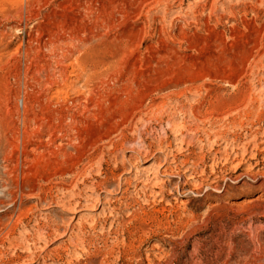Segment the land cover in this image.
Wrapping results in <instances>:
<instances>
[{
    "label": "rangeland",
    "instance_id": "1",
    "mask_svg": "<svg viewBox=\"0 0 264 264\" xmlns=\"http://www.w3.org/2000/svg\"><path fill=\"white\" fill-rule=\"evenodd\" d=\"M0 115V264H264V0H0Z\"/></svg>",
    "mask_w": 264,
    "mask_h": 264
},
{
    "label": "bare ground",
    "instance_id": "2",
    "mask_svg": "<svg viewBox=\"0 0 264 264\" xmlns=\"http://www.w3.org/2000/svg\"><path fill=\"white\" fill-rule=\"evenodd\" d=\"M212 9V8H211ZM235 14V13H234ZM234 18V17H233ZM71 33V32H70ZM63 41V40H62ZM56 42V41H55ZM122 47V46H121ZM89 51V50H88ZM126 52V51H125ZM119 56V55H118ZM58 59V58H57ZM56 59V60H57ZM109 60V59H108ZM55 61V60H54ZM59 62V61H58ZM64 62V61H63ZM45 64V63H44ZM65 64V63H64ZM58 66V65H57ZM61 66V65H60ZM40 67V66H39ZM76 67V66H75ZM94 67H95V65H94ZM47 68V67H46ZM94 69V68H93ZM105 70V69H104ZM117 70V69H116ZM100 71V70H99ZM47 72V71H46ZM113 72V71H112ZM115 72V71H114ZM40 73V72H39ZM71 74V73H70ZM115 75V74H114ZM120 76V75H119ZM62 77H63V75H62ZM98 77V76H97ZM129 77V76H128ZM128 79V78H127ZM91 80V79H90ZM113 80H114V78H113ZM67 81V80H66ZM45 82V81H44ZM117 82V81H116ZM107 83V82H106ZM51 84V83H50ZM87 84V83H86ZM91 86V85H90ZM115 88V87H114ZM107 91V90H106ZM74 92V91H73ZM77 93V92H76ZM109 93V92H108ZM105 94V93H104ZM119 95V94H118ZM112 96V95H111ZM106 97V96H105ZM79 98V97H78ZM101 98V97H100ZM104 99V98H103ZM238 99V98H237ZM107 101V100H106ZM36 102V101H35ZM114 105V104H113ZM79 106V105H78ZM102 106V105H101ZM111 106V105H110ZM251 106H252V104H251ZM42 107V106H41ZM109 107V106H108ZM249 107V106H248ZM33 108V107H32ZM95 110V109H94ZM117 110V109H116ZM255 110V109H254ZM88 111V110H87ZM219 111V110H218ZM225 111V110H224ZM252 112H254V111H252ZM78 114H80V113H78ZM123 114V113H122ZM1 116V115H0ZM97 116V115H96ZM32 117V116H31ZM66 117V116H65ZM248 117V116H247ZM42 118V117H41ZM87 118V117H86ZM2 119V118H1ZM38 119H40V118H38ZM99 119V118H98ZM112 119V118H111ZM62 120V119H61ZM119 120V119H118ZM121 120V119H120ZM120 120H119V122H120ZM22 121V120H21ZM24 121V120H23ZM44 121V120H43ZM40 122V121H39ZM128 122V121H127ZM23 123V122H22ZM107 123H108V121H107ZM111 123V122H110ZM58 124V123H57ZM74 124V123H73ZM54 125V124H53ZM125 126V125H124ZM1 127V126H0ZM65 127V126H64ZM68 128V127H67ZM35 129V128H34ZM49 129V128H48ZM61 129V128H60ZM71 129V128H70ZM43 130V129H42ZM56 130V129H55ZM59 132H61V130H59ZM70 132V131H69ZM50 133V132H49ZM107 133V132H106ZM26 135V134H25ZM19 137V136H18ZM59 137V136H58ZM24 141V140H23ZM17 142V141H16ZM50 143V142H49ZM254 143V142H253ZM23 147V146H22ZM22 149V148H21ZM80 149V148H79ZM76 150V149H75ZM10 151V150H9ZM13 151V150H12ZM11 151V152H12ZM6 152V151H5ZM22 153V152H21ZM27 153V152H26ZM31 153V152H30ZM32 154V153H31ZM70 156V155H69ZM85 200V199H84ZM80 203V202H79ZM73 230V229H72Z\"/></svg>",
    "mask_w": 264,
    "mask_h": 264
}]
</instances>
